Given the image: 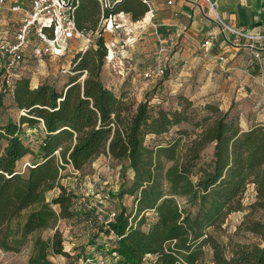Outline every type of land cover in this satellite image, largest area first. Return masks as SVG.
Instances as JSON below:
<instances>
[{"label": "trees", "instance_id": "16d2710c", "mask_svg": "<svg viewBox=\"0 0 264 264\" xmlns=\"http://www.w3.org/2000/svg\"><path fill=\"white\" fill-rule=\"evenodd\" d=\"M147 11L144 0H123L114 9L79 0L75 20L91 44L75 52L62 89L51 82L35 86L23 75L7 86L0 73L21 111L17 120L0 118V250L21 252L38 231L78 215L74 194L60 183L63 171L69 165L81 170L105 155L128 163L114 197L134 198L131 210L102 208L107 220L116 212L100 225L111 239L114 264H206L207 257L211 264H264V124L244 129L232 109L184 95L178 107L155 109L145 100L135 108L103 79L109 56L104 18L124 12L138 20ZM6 94L0 93V116ZM25 124L28 131L44 124L38 152L26 143ZM28 154L34 160L22 170L19 162ZM251 185L256 200L250 208L259 217L247 229L259 242L230 248L216 232L232 213L245 210ZM56 187L61 193L49 200ZM86 210L87 221H98L96 208ZM55 255L71 257L59 229L33 240L29 263L53 264Z\"/></svg>", "mask_w": 264, "mask_h": 264}, {"label": "rangeland", "instance_id": "374dc122", "mask_svg": "<svg viewBox=\"0 0 264 264\" xmlns=\"http://www.w3.org/2000/svg\"><path fill=\"white\" fill-rule=\"evenodd\" d=\"M6 11H8L6 6L0 9V41L5 37L13 39V33L18 29L16 26H18L17 22L19 20L12 18ZM13 24L16 29L12 33L9 27L13 26ZM141 46L146 48V57H139V63L141 65L148 64L145 69L147 71L154 66L151 67L152 64H155V62L149 63V61L153 60L152 56L154 55L152 54H158L157 50H152L154 46H157L154 45V42H147V39L141 42ZM73 47H76V49L74 48L70 54L53 60L48 56L37 55L34 52L35 47L31 45L21 64L22 75L30 76L34 82H51L62 89L69 82L71 61L79 48L76 40L73 42ZM169 55L172 58V52ZM145 70H142V76L131 72L121 75L116 59H113L110 67L104 71L103 79L117 93H125L129 101L135 105V108L140 101L145 100H149L151 106L155 109L159 107L166 109L178 107L179 95L189 97L197 104H204L207 101L213 102L210 94L205 95L201 91H197L195 86L189 88L180 87V82L177 81V76L175 77L174 68H170L169 65L166 74L156 80L150 81L144 78L143 72ZM2 91L7 93L4 97L6 108L0 118L5 116L6 120L10 117L17 120L21 111L17 109L13 97L8 93L9 91L4 85L2 78H0V93ZM214 102L218 103L217 100ZM237 105L233 103L230 109H232L233 115L240 119V114L243 111ZM223 106L224 108L220 107L226 111L229 105ZM248 109L247 107L246 110ZM23 128L28 133L25 138L26 143L30 144L35 152H38V141L41 137L39 131H28L26 124ZM33 160L34 155L28 154L19 162V168L24 170L25 165L33 162ZM127 167L128 163L125 160H115L105 155L100 160L88 163L81 170H74L71 165L67 166L63 171L60 183L69 192L74 194L75 198L72 209L78 215L70 218H59L52 227L38 231L31 237L30 244L21 252H5L0 250V264H30L29 258L32 252L33 240L36 237L48 239L58 229L65 238V248L71 254V257L55 255L51 258L53 264H114L115 260L108 254L109 251L107 250V248L111 247V244H109L111 243V239L100 230L101 220L95 221L93 219L87 221L85 215L86 211H88L86 209L92 210V208H96V212L99 214L102 208L120 210L122 205H125L131 210L134 207L133 197L126 196L123 202L114 197V193L119 190L123 182V169ZM128 174L129 178H131V169L128 170ZM253 187L254 185L249 187L243 198L245 210L232 213L224 224L223 230L216 232L220 240L228 244L230 248L234 244L259 242L258 237L247 229V222L259 217V214L253 213V210L250 208V205L256 200V191ZM60 193L61 189L56 187L48 192V199L51 200ZM55 208L60 212L59 205H55ZM149 216L152 217V214ZM104 248H106L105 252H103ZM206 264H211L210 257H207Z\"/></svg>", "mask_w": 264, "mask_h": 264}, {"label": "crops", "instance_id": "0c3cea01", "mask_svg": "<svg viewBox=\"0 0 264 264\" xmlns=\"http://www.w3.org/2000/svg\"><path fill=\"white\" fill-rule=\"evenodd\" d=\"M31 1L20 0L24 7L30 6ZM168 2L169 0H148L149 11L141 19L134 20L131 15L126 14L123 19L124 26L120 31L105 32L109 47L105 70L110 67L113 59H116L121 75L131 72L142 76V70H145L148 64L139 63V57H146V48L141 46V42L144 39L150 43L154 42L157 47L154 46L152 50L157 52L160 44L164 42L173 54L172 58L168 56L167 67L169 65L174 68L180 87L195 86L197 91L205 95L210 94L211 99L217 100L222 108L223 105H229L227 110L233 103L238 104L243 111L240 114V123L244 129L253 124H264V68H250V49L228 45L216 23L218 16L228 26L253 34L264 32V0H212L214 7L209 4L199 5L191 0H173V4ZM10 7L8 2L6 13L19 20L16 26L19 29L22 15L19 12H10ZM14 26L13 24L9 27L12 33L16 29ZM18 29L13 33L14 36ZM210 36H214V39L211 40ZM241 41L254 43L248 38H241ZM76 44L79 51L86 45V41L77 38ZM152 55L153 60L149 63L155 64L151 67L156 65L159 52ZM65 56L48 57L57 60ZM20 68L21 65L18 69L21 76ZM32 83L39 85V82ZM242 84L246 86L245 90L239 88ZM42 127L40 124L39 128L29 130L39 131L42 135Z\"/></svg>", "mask_w": 264, "mask_h": 264}, {"label": "built area", "instance_id": "2783aa9c", "mask_svg": "<svg viewBox=\"0 0 264 264\" xmlns=\"http://www.w3.org/2000/svg\"><path fill=\"white\" fill-rule=\"evenodd\" d=\"M99 1L102 7L114 9L120 0ZM144 1L148 2V0ZM191 1L199 5L209 4L214 7L212 0ZM8 2H10L11 11L21 13L22 21L13 39L5 37L0 41V73L3 74L7 86H12L14 79L20 76L18 69L31 45L35 47L34 52L37 55L62 57L74 50L73 42L77 38L86 41V45L81 50H86L91 44V37L79 30L75 20V10L79 0H32L28 7H24L20 0H0V9L5 7ZM168 3L173 4V0H169ZM125 17L126 13L117 12L104 18L106 31H120L124 26L123 19ZM216 23L222 30L228 45L250 49L248 59L250 68L257 66L264 68V32L253 34L247 30L228 26L218 16ZM229 35L231 36L229 37ZM210 37L211 40L214 39V36ZM241 38L251 39L254 43H244ZM209 42L210 40L207 41V43ZM158 52L159 58L156 65L143 74L147 80H156L166 74L170 54L169 47L162 42ZM239 88L245 90L246 86L242 84ZM115 216L116 212H111L107 220L101 209L97 220H101V223L104 224Z\"/></svg>", "mask_w": 264, "mask_h": 264}, {"label": "water", "instance_id": "95a60500", "mask_svg": "<svg viewBox=\"0 0 264 264\" xmlns=\"http://www.w3.org/2000/svg\"><path fill=\"white\" fill-rule=\"evenodd\" d=\"M123 0H120L118 3L122 2Z\"/></svg>", "mask_w": 264, "mask_h": 264}]
</instances>
